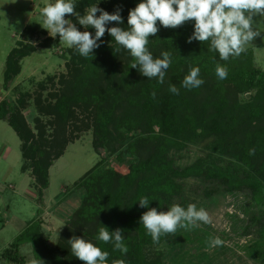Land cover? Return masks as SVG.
Masks as SVG:
<instances>
[{
  "label": "trees",
  "instance_id": "1",
  "mask_svg": "<svg viewBox=\"0 0 264 264\" xmlns=\"http://www.w3.org/2000/svg\"><path fill=\"white\" fill-rule=\"evenodd\" d=\"M92 1L83 0L86 4ZM140 2L110 0L109 4L113 12L122 9L129 13ZM157 25L159 32L149 37L147 47L171 53L172 63L163 84L155 78L139 81L134 75L132 79L121 78L122 87L113 85L109 78L106 88L93 90L89 88L90 83L97 79L103 65L100 55L114 63L115 49L119 46L106 32L92 55L83 57L74 49L76 54L72 61L76 68L67 91L61 92L51 107L45 105L42 109H47L65 124L72 116V104L93 105L94 150L99 154L101 149L106 159L119 151L116 148L121 142L124 147L119 144L123 157L120 160L126 156L135 159L128 163L127 171L120 173L113 167L103 166L102 157L73 183L85 192L80 207L62 229L56 246L47 244L41 234V221L36 219L3 250L2 256L8 262L24 264L26 260L20 246L29 243L38 264H84L71 254L68 243L70 238L77 236L107 251L108 264L113 260H123L124 264H164L159 254L149 257L148 248L170 242V249L175 251L182 241L167 235L161 237L159 244H153L140 217L150 208L167 211L173 204L185 208L193 204L186 195V182L190 179L197 182L192 186L195 195L205 199L219 193L232 195L239 204L236 208L245 218L234 230L238 229L241 236L255 232L264 241V126L261 125L264 120V69L254 66L252 50L222 61L217 52L209 51V43L195 40L189 43L194 21L175 29L164 28L159 21ZM114 26L117 25L110 23L108 27ZM26 52L18 48L10 51L5 61L3 88L17 74L19 60ZM133 62L131 57L126 73L137 69L131 68ZM217 63L228 68L226 79L216 76ZM190 67H199L200 78L204 80L202 86L191 90L182 87ZM169 85L179 89V94L170 92ZM228 86L243 93V98L229 102ZM201 89L206 90L200 98ZM17 101L21 104L22 97ZM118 109L121 112L118 113ZM0 120H6L21 140L24 160L21 170H26L27 161L41 198L48 186V168L61 152L52 153L47 149V141L41 133L38 138L34 137L9 98L0 100ZM199 142H204L205 155L189 164L175 162V152L189 143ZM250 149H255L254 155H249ZM145 196L150 200L146 208L138 202ZM102 226L109 231L117 228L123 231L127 254L114 250L112 243L97 239Z\"/></svg>",
  "mask_w": 264,
  "mask_h": 264
},
{
  "label": "rangeland",
  "instance_id": "2",
  "mask_svg": "<svg viewBox=\"0 0 264 264\" xmlns=\"http://www.w3.org/2000/svg\"><path fill=\"white\" fill-rule=\"evenodd\" d=\"M109 1L93 0L92 4H86L83 0H75L76 11L83 15L88 7L97 4L113 13ZM54 2L55 0H0V100L9 98L34 137L38 138L41 133L47 141V149L52 153L61 152L48 168V186L39 198L27 161L25 163L28 167L21 170L24 162L20 151L22 142L8 122L0 120V264H14L8 262L2 252L28 223L36 219L41 221V234L47 244L56 246L62 229L80 207L85 192L81 188L77 189L73 183L102 157L103 166L113 167L120 173L127 171L128 163L135 159L126 156L123 161L120 160L123 158L119 145L121 142L116 148L119 151L109 154L106 159L101 149L98 150L99 154L94 150L93 105L72 104V116L65 124L60 123L47 109H42L45 105L51 107L56 97L67 91L76 68L72 61L74 48L61 43L59 34L56 37L50 36L39 24L41 8ZM120 14L123 23L115 25L127 30L128 13L121 9ZM65 18L76 24L78 30L95 35L94 28L85 29L79 25L75 16L66 14ZM254 20L259 23L264 17L256 16ZM108 26L110 23L106 25ZM14 48L27 52L19 60L17 74L3 88L5 61ZM155 49L156 51L151 48L149 50L154 57L160 58L161 52ZM247 50L254 51V66L264 69V32L252 41ZM100 60L103 62L100 73L89 87L93 90L106 88L109 78L113 80V85L119 84L121 87V78L124 77L132 79L135 75L139 81L149 80L140 74L138 68L126 73L131 55L123 48L116 51L114 63L104 55H100ZM167 73L168 70L165 78ZM205 90L201 89L200 98ZM227 96L229 102L240 101L243 93L228 86ZM19 97H22L21 104L17 101ZM117 112L121 110L118 109ZM261 125L264 126V120ZM121 146L124 147L122 144ZM205 153L204 142L189 143L183 150L174 153V160L179 165L189 164ZM196 183L193 179L186 182V195L197 208L202 207L210 214L212 223H201L191 230L181 228L174 236L175 240L182 241L178 250L170 249L171 243L167 242L148 248V256L159 254L163 256L164 264H264V241L255 232L241 236L238 229L234 230V227L241 226L245 220L236 208L239 204L235 198L230 194L219 193L205 199L195 195L192 186ZM237 197L240 198L239 195ZM214 237L221 238L223 245L211 247L208 241ZM20 252L25 256L24 264L37 261L29 243L20 246Z\"/></svg>",
  "mask_w": 264,
  "mask_h": 264
},
{
  "label": "clouds",
  "instance_id": "3",
  "mask_svg": "<svg viewBox=\"0 0 264 264\" xmlns=\"http://www.w3.org/2000/svg\"><path fill=\"white\" fill-rule=\"evenodd\" d=\"M75 0H55L40 10V25L50 36L59 34L61 43L74 48L79 55L88 57L100 47L98 41L107 32L120 48L127 50L134 62L131 68H138L141 75L148 79H157L164 83L165 75L172 63L171 53L163 51L160 58L153 56L147 45L149 37L159 32V25L175 29L186 22L194 21V31L188 38L201 43H209V51L219 54V59L228 61L239 57L252 45V41L264 32V20L257 23L254 17H264V0H141L129 10L125 30L122 27H106L109 23L122 24L120 9L109 13L104 9L91 5L81 15L76 11ZM99 13V15H97ZM66 14L75 16L79 25L85 29L94 28L95 35L89 31H80ZM216 76L223 80L228 76V68L219 63L215 67ZM204 83L200 78V68L190 67L182 81L186 89L199 88ZM169 91L179 94V89L169 85ZM156 93L153 91L152 97ZM255 149L249 150L254 155ZM141 207H148V197L139 199ZM140 222L151 236L153 244H159L161 237L175 236L178 228L191 230L201 223L211 224L212 217L204 208L188 204L187 208L173 204L167 211L150 208L140 217ZM123 231L117 228L109 231L105 226L98 230L97 239L104 243H112L114 250L127 254L128 248L123 242ZM71 254L84 264H108L109 253L102 251L92 242L73 236L68 240ZM211 247L222 246L224 241L219 237L210 238ZM32 264H38L32 261ZM111 264H124L123 260H113Z\"/></svg>",
  "mask_w": 264,
  "mask_h": 264
},
{
  "label": "water",
  "instance_id": "4",
  "mask_svg": "<svg viewBox=\"0 0 264 264\" xmlns=\"http://www.w3.org/2000/svg\"><path fill=\"white\" fill-rule=\"evenodd\" d=\"M246 96L248 97V94Z\"/></svg>",
  "mask_w": 264,
  "mask_h": 264
},
{
  "label": "crops",
  "instance_id": "5",
  "mask_svg": "<svg viewBox=\"0 0 264 264\" xmlns=\"http://www.w3.org/2000/svg\"><path fill=\"white\" fill-rule=\"evenodd\" d=\"M254 52V51H253Z\"/></svg>",
  "mask_w": 264,
  "mask_h": 264
}]
</instances>
